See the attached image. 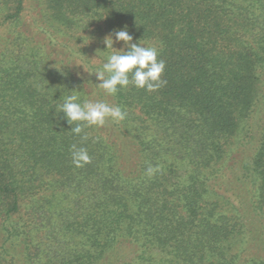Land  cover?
Returning a JSON list of instances; mask_svg holds the SVG:
<instances>
[{
    "label": "trees",
    "instance_id": "trees-1",
    "mask_svg": "<svg viewBox=\"0 0 264 264\" xmlns=\"http://www.w3.org/2000/svg\"><path fill=\"white\" fill-rule=\"evenodd\" d=\"M25 1L0 0V264H264V0H40L35 30ZM125 27L155 92L96 86ZM72 94L125 119L75 135Z\"/></svg>",
    "mask_w": 264,
    "mask_h": 264
},
{
    "label": "clouds",
    "instance_id": "clouds-1",
    "mask_svg": "<svg viewBox=\"0 0 264 264\" xmlns=\"http://www.w3.org/2000/svg\"><path fill=\"white\" fill-rule=\"evenodd\" d=\"M114 37V38H113ZM116 42H122L124 48L114 47ZM107 51L111 49L107 60L101 69L95 71L99 81L96 86L108 95H115L121 88L130 85L147 92H155L166 84L163 79L166 64L159 59L156 46H145L141 42L133 43V38L127 28L115 30L104 38ZM84 70L89 73L85 68ZM62 113L67 123L72 126L71 133L81 135L86 127H102L108 119L119 122L125 119L126 113L118 105H110L100 100H84L79 102L75 94L63 97V103L56 109ZM84 139H87L85 136ZM71 159L75 167L80 168L90 163L91 157L84 147L72 145ZM155 169L149 167L148 175Z\"/></svg>",
    "mask_w": 264,
    "mask_h": 264
},
{
    "label": "rangeland",
    "instance_id": "rangeland-1",
    "mask_svg": "<svg viewBox=\"0 0 264 264\" xmlns=\"http://www.w3.org/2000/svg\"><path fill=\"white\" fill-rule=\"evenodd\" d=\"M40 0H26L25 1V11H24V17H25V20H26V23H27V26L30 27L31 29L35 30L36 29V26L33 25V21H36L37 20V15L40 14V11H41V7H40ZM42 21V20H41ZM6 35V32L4 30H2L0 32V37ZM87 36V35H86ZM35 40L37 41H42L43 43H45V45L47 46V49L49 52H52L54 51L56 53L55 50H52L51 51V46L47 45V41H46V37L43 35V34H38L35 38ZM118 45V43H116ZM53 67H56L55 64H52Z\"/></svg>",
    "mask_w": 264,
    "mask_h": 264
}]
</instances>
